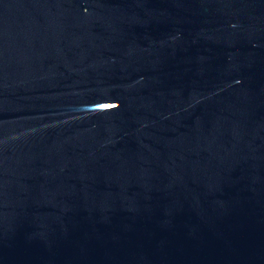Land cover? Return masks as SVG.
<instances>
[{
	"label": "water",
	"instance_id": "water-1",
	"mask_svg": "<svg viewBox=\"0 0 264 264\" xmlns=\"http://www.w3.org/2000/svg\"><path fill=\"white\" fill-rule=\"evenodd\" d=\"M0 264H264V0H0Z\"/></svg>",
	"mask_w": 264,
	"mask_h": 264
},
{
	"label": "snow or ice",
	"instance_id": "snow-or-ice-1",
	"mask_svg": "<svg viewBox=\"0 0 264 264\" xmlns=\"http://www.w3.org/2000/svg\"><path fill=\"white\" fill-rule=\"evenodd\" d=\"M104 107H113L112 105H106V106H104Z\"/></svg>",
	"mask_w": 264,
	"mask_h": 264
}]
</instances>
